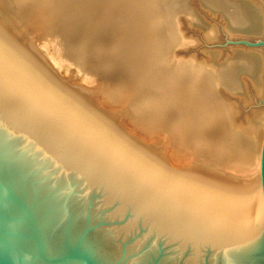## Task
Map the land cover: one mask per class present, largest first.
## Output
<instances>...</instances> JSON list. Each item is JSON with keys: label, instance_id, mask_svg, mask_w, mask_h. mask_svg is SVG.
I'll return each instance as SVG.
<instances>
[{"label": "water", "instance_id": "water-1", "mask_svg": "<svg viewBox=\"0 0 264 264\" xmlns=\"http://www.w3.org/2000/svg\"><path fill=\"white\" fill-rule=\"evenodd\" d=\"M0 264H264V136L248 183L171 164L0 15Z\"/></svg>", "mask_w": 264, "mask_h": 264}, {"label": "bare ground", "instance_id": "bare-ground-1", "mask_svg": "<svg viewBox=\"0 0 264 264\" xmlns=\"http://www.w3.org/2000/svg\"><path fill=\"white\" fill-rule=\"evenodd\" d=\"M118 7L129 52L141 62L129 53L123 82H102L90 94L74 89L169 163L248 183L264 136V0H120ZM48 12L49 0H0V15L34 53ZM180 18L205 43L222 35L245 43L183 59Z\"/></svg>", "mask_w": 264, "mask_h": 264}, {"label": "rangeland", "instance_id": "rangeland-1", "mask_svg": "<svg viewBox=\"0 0 264 264\" xmlns=\"http://www.w3.org/2000/svg\"><path fill=\"white\" fill-rule=\"evenodd\" d=\"M119 3L120 0H49V18L40 36L35 37L34 51L79 95L82 89L90 91L102 82L111 85L123 82L127 78L126 68L131 66L130 56L136 55L132 58L135 64L141 62L139 52H129V34ZM180 19L184 43L180 45L178 57L183 59L189 56L203 59L206 49H225L231 43H245L223 35L220 42L205 43L196 30ZM189 40L191 44L187 45L185 41ZM134 67L132 64L131 69Z\"/></svg>", "mask_w": 264, "mask_h": 264}]
</instances>
